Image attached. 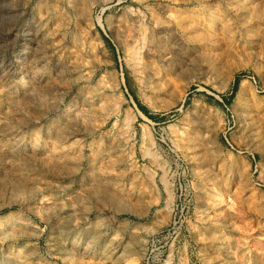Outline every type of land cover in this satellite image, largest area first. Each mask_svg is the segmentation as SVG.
Wrapping results in <instances>:
<instances>
[{
  "label": "rangeland",
  "instance_id": "1",
  "mask_svg": "<svg viewBox=\"0 0 264 264\" xmlns=\"http://www.w3.org/2000/svg\"><path fill=\"white\" fill-rule=\"evenodd\" d=\"M0 264H264V0H0Z\"/></svg>",
  "mask_w": 264,
  "mask_h": 264
},
{
  "label": "bare ground",
  "instance_id": "2",
  "mask_svg": "<svg viewBox=\"0 0 264 264\" xmlns=\"http://www.w3.org/2000/svg\"><path fill=\"white\" fill-rule=\"evenodd\" d=\"M14 2H15V1H14ZM16 9H17V8H16ZM16 9H15V10H16ZM39 32H40V31H38L37 34H39ZM37 34H36V35H37ZM33 37H34V36H33ZM39 37H40V36H39ZM25 38H26V36H25ZM26 39H27V38H26ZM28 39H29V38H28ZM31 39H32V38H31ZM40 40H41V39H40ZM35 41H36V39H35ZM38 41H39V39H38ZM41 41H43V40H41ZM35 48H36V47H35ZM31 50H32V49H31ZM31 50H30V51H31ZM25 51H28V50H25ZM25 51H24V52H25ZM33 52H34V51H33ZM39 52H40V51H39ZM129 52H130V55H131V57H132L133 60H135V61L139 60V59H138V58H139V53H138V50H137L136 48L132 47V48L130 49ZM27 53L29 54V52H26V53H24V54H27ZM37 53H38V52H37ZM28 54H27V55H28ZM38 54H40V53H38ZM42 55H43V53H42ZM36 58H37V59H35V62L40 63L41 59H39V58H43V57L39 56V57H36ZM33 61H34V60H33ZM33 61H32V62H33ZM41 62H42V61H41ZM31 65H32V64H31ZM34 67H35V66H34ZM60 71H61V70H60ZM33 78H34V77H33ZM140 114H141V113H140ZM107 152H108V151H107ZM65 154H66V153H65ZM115 250H116V249H115ZM111 253H112V252H111Z\"/></svg>",
  "mask_w": 264,
  "mask_h": 264
},
{
  "label": "trees",
  "instance_id": "3",
  "mask_svg": "<svg viewBox=\"0 0 264 264\" xmlns=\"http://www.w3.org/2000/svg\"><path fill=\"white\" fill-rule=\"evenodd\" d=\"M143 110H144V109H143ZM144 111H145V110H144ZM145 112H146V111H145ZM146 114L148 115V113H146ZM148 116H150V115H148ZM151 118H154V117L151 116Z\"/></svg>",
  "mask_w": 264,
  "mask_h": 264
}]
</instances>
